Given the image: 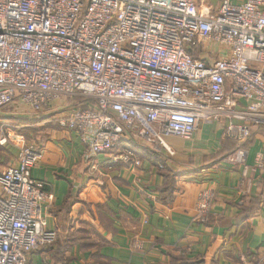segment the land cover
Instances as JSON below:
<instances>
[{"label": "built area", "instance_id": "1", "mask_svg": "<svg viewBox=\"0 0 264 264\" xmlns=\"http://www.w3.org/2000/svg\"><path fill=\"white\" fill-rule=\"evenodd\" d=\"M25 112L54 113L91 156L122 139L174 156L169 139L190 140L201 123L222 122L243 145L264 126V0H219L216 11L198 0H0V145ZM41 156L24 142L0 172V264H30L57 238L43 213L53 194L32 173ZM248 156L226 161L247 175ZM113 160L142 164L129 143ZM255 167L264 203V153ZM210 201L203 193L201 211Z\"/></svg>", "mask_w": 264, "mask_h": 264}, {"label": "crops", "instance_id": "2", "mask_svg": "<svg viewBox=\"0 0 264 264\" xmlns=\"http://www.w3.org/2000/svg\"><path fill=\"white\" fill-rule=\"evenodd\" d=\"M198 3L216 11L219 0ZM53 114H44L50 137L32 173L53 194L43 213L66 246L64 264H264L262 172L255 167L264 126L253 132L247 175L240 163L206 162L228 141L241 145L222 122L201 123L190 140L170 138L176 158L167 164L186 172L170 185L142 141L130 143L140 166L114 161L113 152L91 156L76 132L51 123ZM1 149L9 155L0 157L3 172L19 159L12 147ZM203 193L211 201L201 211ZM49 256L35 250L30 264H55Z\"/></svg>", "mask_w": 264, "mask_h": 264}, {"label": "trees", "instance_id": "3", "mask_svg": "<svg viewBox=\"0 0 264 264\" xmlns=\"http://www.w3.org/2000/svg\"><path fill=\"white\" fill-rule=\"evenodd\" d=\"M76 102H80L83 108H86V100H84L83 98H77ZM44 117V116H43ZM44 119V118H43ZM13 122H17L20 123L23 120L26 121V119L24 117H12ZM54 121H51V123ZM262 127V125L260 124H253L252 129H251V135L248 139L247 142H245L243 145H236V143L232 142V141H228L226 143H224L223 148L216 153L215 155L212 156H208L205 157L206 158V162H219L222 161L224 159H226L227 157H229L230 155H232L233 153H235L239 148H244L246 150H249L250 145L252 144L254 137H253V132L255 133V131L257 129H260ZM26 133V131H24V134ZM28 135V133H26ZM25 134V135H26ZM26 135V136H27ZM29 136V135H28ZM132 141H137V140H125L122 139L114 148L111 152H113L114 154H120L121 151L124 149V147L126 146V144H130ZM140 142V141H137ZM144 146H147L148 149V154L150 156H153L152 158L155 159V162H157V165L160 167L161 171H163V173L165 174V177L167 179V183H169L170 185L173 184L174 180L179 177L184 175L186 172L183 169L180 168H172L167 164V160H175L174 158H176V156H168V158H166L167 156H164L162 154L159 153L158 150H156L152 145H147V144H143ZM193 159L189 158V165H192ZM179 165V163H178ZM261 187V185H260ZM173 188H170V190H172ZM261 199V197H260ZM58 232V231H57ZM52 246V245H51ZM49 248V247H48ZM65 248L66 246H63V243L59 246L56 247V249H54L55 254H56V259L55 260V264H64L65 259H64V253H65ZM182 260L179 262L181 263Z\"/></svg>", "mask_w": 264, "mask_h": 264}, {"label": "rangeland", "instance_id": "4", "mask_svg": "<svg viewBox=\"0 0 264 264\" xmlns=\"http://www.w3.org/2000/svg\"><path fill=\"white\" fill-rule=\"evenodd\" d=\"M7 111L9 113L15 111L13 109V107H8L7 108ZM6 113V111H5ZM24 118L26 119V121H22L20 123H17V122H13L12 120H9L13 125L15 126H19L18 129H17V132L13 133L12 135V139H10L7 144L5 146H10L12 147L13 149H15L17 151V155H16V151H14V153H10L13 157H18L19 158V154H20V146L25 142V144H28V145H34V147H38L40 149L41 148V145L44 144V142L46 141L47 138L50 137V131L48 129L49 125H46V123H43V115L41 113H37V114H33V113H27L25 112L24 113ZM12 117H19V116H11L9 117V119H12ZM24 131H26V133H28V135L26 136L24 134ZM21 135V136H19ZM23 137V139H22ZM38 141V143L36 142ZM3 146L0 145V157L3 159V158H8L9 159V155H4L2 154V148ZM4 160V159H3ZM57 232V231H56ZM60 233L57 232V238L55 240V242L52 244V246H48V247H45V249L41 248L43 251H46V252H49V258L48 260L49 261H52L55 263V260L56 259V254H55V250H53V248H56L57 246L61 245L62 243H60ZM54 246V247H53ZM55 251V252H54Z\"/></svg>", "mask_w": 264, "mask_h": 264}]
</instances>
